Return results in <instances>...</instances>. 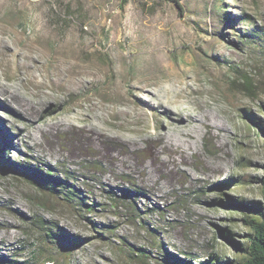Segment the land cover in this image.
Instances as JSON below:
<instances>
[{"label":"rangeland","instance_id":"obj_1","mask_svg":"<svg viewBox=\"0 0 264 264\" xmlns=\"http://www.w3.org/2000/svg\"><path fill=\"white\" fill-rule=\"evenodd\" d=\"M182 2L183 12L165 0H0V38L37 60L18 76L15 55L0 53V83L39 102L32 111L0 91L7 260L31 264L47 247L54 264H196L238 254L226 228L247 241L245 208L219 198L264 203V131L247 115L264 121V0ZM245 72L252 96L228 90ZM202 98L227 110L226 146L205 127L190 148L159 139L181 133L179 113L193 120ZM22 164L66 177L94 208L40 189L14 171ZM112 187L128 196L116 203Z\"/></svg>","mask_w":264,"mask_h":264},{"label":"trees","instance_id":"obj_2","mask_svg":"<svg viewBox=\"0 0 264 264\" xmlns=\"http://www.w3.org/2000/svg\"><path fill=\"white\" fill-rule=\"evenodd\" d=\"M128 0H123L126 3ZM167 2L173 3L181 12L184 10V5L182 0H165ZM225 10V9H224ZM229 13H224L221 16L222 22H233V18L229 16ZM61 19L60 15L57 17ZM255 82L249 77L247 72L242 75H236L233 73L230 76L228 83V90L230 92H244L246 95L252 96L255 90ZM248 119L256 124H258L264 131V121L253 114L252 112L248 113ZM19 168H14V171L18 172L21 176L29 180L31 183L39 187L40 189L63 196L68 201H77L78 205L82 208H87L88 211L94 208V204L88 203L84 196L80 195V190L76 188L72 183L65 179L60 178L58 175L54 174L53 171H44L43 169L31 166L27 164H22L18 166ZM231 184V183H230ZM262 184V193L264 195V176L261 179ZM122 195L128 196V188H110L108 191L111 194V198L117 203L120 199L119 192ZM137 193L141 195H146L144 191L136 189ZM223 194L228 195L227 192L223 191ZM125 198V197H124ZM219 200L224 204L231 206L233 208H242L246 210L245 223L250 229L248 233L247 241L241 243L237 241L234 237V233L231 229L226 228L222 231V236L225 237L230 244H232L238 251V254L235 257L224 260L219 257V255H214L212 259H207L196 264H264V203L249 204L244 199L234 198H219ZM116 205V204H115ZM43 224V222H40ZM52 230L51 227L48 229ZM45 236L48 238L52 235L49 232H46ZM72 243L78 244L81 241L80 237L70 236ZM45 242V241H44ZM49 246V245H48ZM141 253L144 254V249L140 248ZM47 247H39L38 251H34L32 255L33 260L31 264H45L48 261L53 262L54 258L50 255H46ZM185 261L184 264H194L192 261ZM183 262L176 261V264H182ZM0 264H17L15 260H7L5 256L0 255Z\"/></svg>","mask_w":264,"mask_h":264},{"label":"bare ground","instance_id":"obj_3","mask_svg":"<svg viewBox=\"0 0 264 264\" xmlns=\"http://www.w3.org/2000/svg\"><path fill=\"white\" fill-rule=\"evenodd\" d=\"M0 53L4 54L5 56H9L11 53L15 55L16 60H17V65L20 68L18 76L23 74V70L33 72L34 66H32L31 64H28L27 61L33 60L34 62L37 63V60L35 61V59L32 57V55H30V53H25L23 52L22 49H13L11 45L6 43L1 38H0ZM188 90L191 94L204 91V89L202 88H194V87L189 88ZM0 91H2L5 94H8L12 98L13 101L19 103L22 107L27 106L32 111L37 109V103L39 102H36L34 101V99L32 100L24 96L15 85L0 83ZM36 95H40V94L37 92ZM35 98L37 97L35 96ZM202 103L203 105H206L207 108L202 109L200 114L196 115L195 118H193V120H189L188 113L185 110L186 108H183V110H181V112L179 113L181 117L180 126L184 127L181 133H178L174 137L171 138L168 135L169 132L166 131V129H164L163 130L164 133L161 134L159 139H163L166 142L174 141L179 144H185L188 148H190L193 142L196 143V139L198 138V136L200 137L202 135L201 131L203 127H205L207 128L209 132H211L214 139L216 138V139L223 141V143L219 145L220 148L226 146L228 144V137L230 136V130L223 122L221 118V113L225 114V116H228L229 114L227 110L222 109L220 110V112L218 111L217 113L216 112L214 113V108L216 107L213 106L212 104H209L206 98L201 99L199 104L202 106ZM167 108H168L167 111H169V113L175 112V109L169 106ZM189 123L192 124L191 131L188 130ZM218 154L220 155L221 152L219 151ZM162 162L165 165L168 164V161L167 162L162 161ZM211 168H213L214 170H218V171L224 170L220 165H214V166H211Z\"/></svg>","mask_w":264,"mask_h":264},{"label":"water","instance_id":"obj_4","mask_svg":"<svg viewBox=\"0 0 264 264\" xmlns=\"http://www.w3.org/2000/svg\"><path fill=\"white\" fill-rule=\"evenodd\" d=\"M45 264H54V262L48 261Z\"/></svg>","mask_w":264,"mask_h":264}]
</instances>
